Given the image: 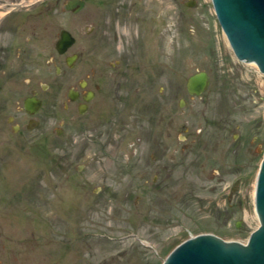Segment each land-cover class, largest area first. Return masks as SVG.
I'll return each mask as SVG.
<instances>
[{"label":"rangeland","instance_id":"rangeland-1","mask_svg":"<svg viewBox=\"0 0 264 264\" xmlns=\"http://www.w3.org/2000/svg\"><path fill=\"white\" fill-rule=\"evenodd\" d=\"M84 1L77 15L53 5L52 26L80 67L96 59L132 82H106L82 117L59 103L45 126L0 130V264H162L203 234L245 244L259 227L264 75L235 58L211 0ZM199 71L209 88L190 97ZM139 83L135 108L124 89Z\"/></svg>","mask_w":264,"mask_h":264},{"label":"flooded vegetation","instance_id":"flooded-vegetation-1","mask_svg":"<svg viewBox=\"0 0 264 264\" xmlns=\"http://www.w3.org/2000/svg\"><path fill=\"white\" fill-rule=\"evenodd\" d=\"M68 1L0 0V130L7 125L12 132H19L21 128L31 132L45 126L57 114L59 103L64 112L75 110L82 117L99 95H109L106 82H132L103 77L105 74L97 68L96 59L80 67L83 57L70 51L75 42L65 51H57L61 33L66 30L52 26L53 5L57 7L55 13L64 16L81 12H68L65 9ZM120 65L119 60L108 63L110 70ZM142 84L133 85L132 90L129 84L124 89L123 100H137L135 108L144 99L138 100L142 91L135 90ZM28 99L39 102L38 107L35 104L27 111L24 102ZM15 114L22 115V124L17 123ZM64 122L62 117L58 125ZM61 133V129L55 130L56 135ZM159 146L162 148V144Z\"/></svg>","mask_w":264,"mask_h":264},{"label":"water","instance_id":"water-1","mask_svg":"<svg viewBox=\"0 0 264 264\" xmlns=\"http://www.w3.org/2000/svg\"><path fill=\"white\" fill-rule=\"evenodd\" d=\"M211 5L235 58L241 63L255 64L264 75V0H211ZM84 6V0H69L65 9L77 14ZM194 6L193 3L187 5ZM74 42L73 36L63 31L56 49L63 52ZM209 85V75L199 71L186 79L185 89L189 96L200 97ZM38 103L28 99L24 107L28 111L35 104L38 107ZM184 104L180 100V106ZM79 112L83 110L80 108ZM254 212L259 227L245 244L224 241L210 234L197 235L176 246L162 264H264V148L255 180ZM236 226L239 227V223Z\"/></svg>","mask_w":264,"mask_h":264},{"label":"bare ground","instance_id":"bare-ground-1","mask_svg":"<svg viewBox=\"0 0 264 264\" xmlns=\"http://www.w3.org/2000/svg\"><path fill=\"white\" fill-rule=\"evenodd\" d=\"M225 37V36H224ZM228 43V42H227ZM245 64V63H244ZM246 65H249V63H247ZM249 66H253V67H255L256 69H257V66L255 65V64H251V65H249ZM258 70V69H257ZM259 72V71H258ZM260 73V72H259ZM261 74V73H260ZM230 242H236V241H230ZM240 243V242H239Z\"/></svg>","mask_w":264,"mask_h":264}]
</instances>
